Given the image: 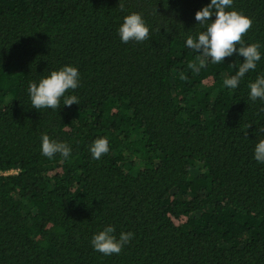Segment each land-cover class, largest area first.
<instances>
[{"label":"trees","instance_id":"trees-1","mask_svg":"<svg viewBox=\"0 0 264 264\" xmlns=\"http://www.w3.org/2000/svg\"><path fill=\"white\" fill-rule=\"evenodd\" d=\"M210 2L0 0V171H15L0 175V264H264V100L248 87L264 76V0L226 8L252 20L245 45H260L236 89L223 81L238 54L188 68L199 54L186 39L206 30L195 14ZM132 13L149 38L125 44ZM64 66L78 69L65 94L78 105L33 109L29 83ZM43 135L71 156L42 155ZM98 138L109 152L96 160ZM107 226L134 234L118 255L91 245Z\"/></svg>","mask_w":264,"mask_h":264},{"label":"clouds","instance_id":"clouds-1","mask_svg":"<svg viewBox=\"0 0 264 264\" xmlns=\"http://www.w3.org/2000/svg\"><path fill=\"white\" fill-rule=\"evenodd\" d=\"M233 0H211L210 4L197 11L195 20L199 25L206 28L196 38L188 36L186 46L199 54V65L189 63L188 68L194 73L206 66L208 59L213 64L222 63L226 57L238 54L244 58L235 75L226 78L223 84L228 89H236L241 79L250 70H255L257 62L261 60L259 52L260 45L254 43L245 45L243 37L252 27V20L237 11H226L230 8ZM121 8L122 5H119ZM215 17L214 21L211 20ZM119 37L123 43L135 41L143 42L149 38V28L138 13H132L124 18L118 30ZM202 53V54H200ZM203 57V58H200ZM181 79L186 77L181 74ZM79 86V72L73 66H64L58 71H52L50 75L43 78L39 83L30 82L28 92L32 108L35 110L52 109L60 107L61 98L64 106L78 105L79 101L75 95H65L69 90H75ZM250 88L249 99L255 102L257 99L264 100V76H259L255 82L248 85ZM257 133H264V127L258 128ZM93 159L99 160L109 152L107 138L96 139L89 148ZM41 153L51 159L59 154L67 160L72 150L68 144L50 140L48 135L42 136ZM254 159L264 163V139L255 145ZM115 228L107 226L103 231L95 234L91 240L93 249L103 255L110 256L120 254L123 247L130 242L133 233H120L119 239L113 233Z\"/></svg>","mask_w":264,"mask_h":264},{"label":"built area","instance_id":"built-area-1","mask_svg":"<svg viewBox=\"0 0 264 264\" xmlns=\"http://www.w3.org/2000/svg\"><path fill=\"white\" fill-rule=\"evenodd\" d=\"M12 173H15V171H8V172L0 171V175H9V174H12Z\"/></svg>","mask_w":264,"mask_h":264}]
</instances>
